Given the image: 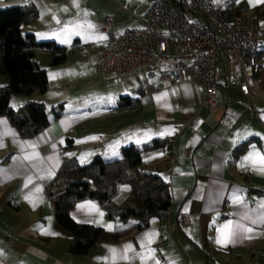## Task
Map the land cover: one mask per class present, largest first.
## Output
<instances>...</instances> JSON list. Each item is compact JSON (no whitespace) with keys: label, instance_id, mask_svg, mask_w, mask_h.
I'll use <instances>...</instances> for the list:
<instances>
[{"label":"crops","instance_id":"0c3cea01","mask_svg":"<svg viewBox=\"0 0 264 264\" xmlns=\"http://www.w3.org/2000/svg\"><path fill=\"white\" fill-rule=\"evenodd\" d=\"M86 1L0 0V8H35L39 16L24 25L23 32L34 33L40 41L57 42L53 36L41 38V30L52 35L61 27H81ZM88 1L95 5L90 13L94 11L100 31L104 32L106 17L111 15L119 35L143 26L146 12L158 0ZM215 2L231 15L259 13L264 8V0ZM59 11L70 14L57 16ZM93 34H74V45L67 46L68 60L59 66L50 65L48 50L36 49L35 59L48 72L49 90L11 97L14 109L28 101L45 103L50 122L44 130L23 136L6 115H0V264L264 263V52L253 94L247 96L243 84L227 85L223 71L222 98L210 112L202 88L192 77L177 85L150 80L144 73H131L121 81L103 74L89 94L82 86H93L84 79L87 71L73 67L56 73L57 84H53L51 69L67 65L71 52L78 56L85 37ZM105 43L92 51L96 66L112 45L109 39ZM40 52L47 54L44 64L38 60ZM7 82L0 73V87ZM123 96L139 105H121ZM245 141L248 147L237 154ZM154 142V147L142 152L139 169L168 183L167 219L153 217L139 228L134 226L136 219L125 221L120 214L109 217L97 200H80L70 211L76 222L127 232L118 239L98 240L86 254L70 252L76 237L57 221L51 196V182L65 161L75 158L85 164L96 155L117 158L123 146ZM130 191V184H122L114 201L122 203ZM183 214L189 216L186 226L179 224Z\"/></svg>","mask_w":264,"mask_h":264},{"label":"trees","instance_id":"16d2710c","mask_svg":"<svg viewBox=\"0 0 264 264\" xmlns=\"http://www.w3.org/2000/svg\"><path fill=\"white\" fill-rule=\"evenodd\" d=\"M178 2L184 7L188 0ZM38 16V11L31 6L10 5L0 8V73L8 81L5 87H0V115H6L23 136L36 135L50 122L47 106L43 102L28 101L18 109L11 106V97L15 94H44L49 90L48 72L35 59L36 49L50 52L51 66L62 65L68 60L67 46L53 41H40L34 33L23 32V26ZM120 102L131 108L139 105L137 100L128 96H123ZM155 145L156 142L142 147L123 146L121 157L107 159L96 155L85 164H80L75 158L65 161L51 182L54 188L51 196L57 221L76 237L69 248L70 252L86 254L98 240L118 239L127 232H111L99 226L76 222L70 211L80 200H97L109 217L120 214L125 221L136 219L138 222L134 226L139 228L146 226L153 217L167 219L171 206L168 183L158 174L139 169L142 152ZM248 145L249 141L241 144L237 154L245 151ZM124 183L131 185V191L118 204L114 197Z\"/></svg>","mask_w":264,"mask_h":264},{"label":"built area","instance_id":"2783aa9c","mask_svg":"<svg viewBox=\"0 0 264 264\" xmlns=\"http://www.w3.org/2000/svg\"><path fill=\"white\" fill-rule=\"evenodd\" d=\"M186 4L158 0L146 12L143 26L119 35L113 16H107L103 31L112 45L102 52L97 71L118 81L131 73H144L150 80L177 85L192 77L202 88L210 112L222 98L223 71L227 85L243 84L250 97L264 52V11L231 15L215 0H188ZM189 222L187 214L179 219L181 226Z\"/></svg>","mask_w":264,"mask_h":264},{"label":"rangeland","instance_id":"374dc122","mask_svg":"<svg viewBox=\"0 0 264 264\" xmlns=\"http://www.w3.org/2000/svg\"><path fill=\"white\" fill-rule=\"evenodd\" d=\"M92 7L95 8V5H93L92 2L88 0L85 2V5H83L82 13H81V18H82V22L80 24L81 27H78V28L66 27L65 29H62L63 27H61V29L54 30L52 35H47L46 33H44V32H47L46 29L41 30L43 31L42 35L47 36V37H42L41 35V38H45L46 40L50 36H53L57 40V42L55 43L59 45L71 46V47L74 45L73 43L74 34L84 35L87 32L94 33L91 37H85L86 41L82 42L81 50L79 49L78 51V56H75L73 52H71L69 63L67 65L63 66L62 68L51 69L50 71L51 76L53 78V84L56 85L57 82H55V74L58 73L59 71L65 72L66 70L72 69L73 67L75 68L77 67L78 70H86L87 73L85 71L86 74L84 75V79L87 81L89 80V82H92L93 86H89L91 84H87V83H84L82 86H84L85 91H87V93L89 94L93 92L92 89L94 90V88H97V85H98L97 83L99 79L102 77L101 75H103L97 71V66H96L95 58H94V55L92 54V51L93 49H99L100 47H102L104 44H106L105 42L109 39V36L107 33L100 31L102 30L101 25L99 23L94 22V20H96V16H93V14L90 13V9ZM67 14H70L69 11L65 13H63L62 11H59L58 13H56L57 16L58 15L64 16ZM95 43L96 45H98L97 47ZM45 53L46 52H40L38 56V60H40L41 64H44L47 58L46 56L47 54Z\"/></svg>","mask_w":264,"mask_h":264},{"label":"water","instance_id":"95a60500","mask_svg":"<svg viewBox=\"0 0 264 264\" xmlns=\"http://www.w3.org/2000/svg\"><path fill=\"white\" fill-rule=\"evenodd\" d=\"M93 187H95V186L93 185Z\"/></svg>","mask_w":264,"mask_h":264}]
</instances>
